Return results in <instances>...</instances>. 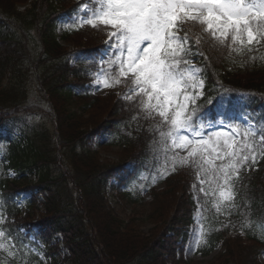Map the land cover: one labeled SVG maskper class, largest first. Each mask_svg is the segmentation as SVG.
<instances>
[{
  "label": "trees",
  "instance_id": "trees-1",
  "mask_svg": "<svg viewBox=\"0 0 264 264\" xmlns=\"http://www.w3.org/2000/svg\"><path fill=\"white\" fill-rule=\"evenodd\" d=\"M17 1L0 0V121L6 114L12 117L35 113L46 125L44 130L29 128L11 139L8 164L17 175L5 184L15 190L18 182L25 185L30 182L36 193L43 194L38 221L41 235L50 237L59 232L70 264H166L170 258L172 264L183 263L181 257H176L174 241L166 235L174 231V225H169L170 217L167 222L158 220L155 229L143 233L136 229L135 223L119 219L106 201L105 181L113 166L95 157L96 150L87 143L93 135L106 131L107 144L133 147L130 153L136 151L134 157L141 154L138 157L141 161L137 158L140 167L149 159L164 162L165 159L154 121L145 119L134 102L117 100L108 106L98 105L99 98L91 93L87 83L91 73L98 70L96 63L90 61L94 54H84L87 59L80 58L73 66L68 64L72 52L59 38L68 39L69 35L83 32L72 17L81 14L78 5L84 0H30L22 9L16 6ZM57 4L63 12L56 11ZM59 19L65 22L60 35L55 32ZM87 26L89 30L93 28ZM195 32L200 33V29ZM191 33L192 51L203 54L197 58L207 81L205 94L217 85L231 92L245 91L249 93L248 103L260 112L264 107V45L251 54L255 56L253 60L235 53L229 55L227 49L213 47L206 37L197 46ZM109 106L116 111L115 118H105ZM120 109L124 113L120 114ZM89 110L95 118L93 123L84 119ZM168 165L171 168L170 162ZM248 169H242L238 179L243 190V199L237 196L241 207L237 204L229 219L239 212L248 218L243 224L236 220L235 228L249 237L250 242L239 236L223 238L224 252L210 264H258L256 256L264 250V230L256 224L257 219L264 218V167ZM24 171L36 180L29 181L24 173L18 176ZM196 172L190 165L177 166V172L166 182L170 188L167 203L159 202L160 207L176 200L177 193L188 187L189 176L194 177ZM127 197L132 199L131 195ZM209 199L205 195L199 198L207 226L214 221ZM189 207L183 212L180 228L191 221V200ZM215 230L214 223L205 230L208 244L202 251H210L222 237Z\"/></svg>",
  "mask_w": 264,
  "mask_h": 264
},
{
  "label": "snow or ice",
  "instance_id": "snow-or-ice-1",
  "mask_svg": "<svg viewBox=\"0 0 264 264\" xmlns=\"http://www.w3.org/2000/svg\"><path fill=\"white\" fill-rule=\"evenodd\" d=\"M81 23L108 30V58H101L95 85H123L129 93L123 99L154 121L171 171L194 167L199 191L216 197V210L233 208L241 170L264 160V129L221 123L206 132L212 124L200 120L197 104L204 80L190 59L203 54L192 51L191 28L186 26L200 29L195 45L206 37L229 55L254 60L251 54L264 45V0H97ZM5 236L0 230V250L14 247L6 246ZM202 238L201 232L197 244Z\"/></svg>",
  "mask_w": 264,
  "mask_h": 264
},
{
  "label": "rangeland",
  "instance_id": "rangeland-1",
  "mask_svg": "<svg viewBox=\"0 0 264 264\" xmlns=\"http://www.w3.org/2000/svg\"><path fill=\"white\" fill-rule=\"evenodd\" d=\"M29 1L30 0H18L16 6L19 9H22L28 5ZM58 10H61V7H58ZM91 13L92 12H89L86 15H80L77 19L79 25L82 26L81 28L83 29V32L81 31L80 34H74L70 38L61 41V44L64 47L68 48V52L79 50L81 48L97 49L102 47L103 44L106 43V41L108 40L107 29H104L101 26L100 28H90L89 30V27L87 26L86 23H81V21L86 20L91 15ZM188 27H190L191 31H193V33L191 34L193 35V39L195 40L196 34H199L198 32L195 31L199 30V28L191 27V26ZM71 63H73V59H71ZM193 64H195V62H193ZM98 72L94 73L93 78L90 80V83H88L91 86L90 88L91 92L94 93L97 96V98H99L98 105L108 106L109 104H115L117 100L125 101L123 99V96L129 93L127 92L126 88L123 85L114 88H103V87H97L95 85V78ZM91 110L85 112V114L87 113L89 114V116L86 118L84 117V119L89 121L90 123L91 122L93 123L95 121V118H93V114L92 112H90ZM228 111L230 112V114L227 116L224 115L217 117L215 119L206 120L205 125H207L208 123L212 124L211 128L206 127V132H211L219 129L221 123H223L224 125H227L229 123L234 124L233 121H237V123L235 124L242 123L243 127L247 125L253 126L252 121L247 120L245 113H241L236 109H229ZM115 112L116 111H113L109 106V108L105 111V116H106L105 118L108 117L115 118L114 115ZM231 112L233 113L231 114ZM122 113H124V111L120 109V114ZM9 116L10 115L6 114L5 118L2 120V122H0V129L2 130V132L1 131L0 132L3 136H9L11 138L21 135L23 132H25L26 129L33 127L37 129H40L41 127L44 130V125H46V121L40 115L35 113L18 114L12 117ZM103 140H104L103 136L99 135L98 133L93 135L87 141L88 145H90L92 149L96 150V153L94 154L95 157L99 158V162L100 161L102 163L106 162L108 165L113 166V168L110 169L113 172L117 170L116 167H120V165H123V163H125L124 166L126 167V164H129L128 161L131 159V157L134 156L133 153L136 152L134 151L133 153H130L133 147H127L126 149L124 147H118L113 145L106 146V144L103 143ZM8 143L9 141L7 140V137L0 138V154L2 153L3 150L6 149ZM181 154H184V152H181ZM113 172L109 173L108 177L113 176ZM25 173L28 174L27 171ZM10 174H8V176L12 177V175ZM29 177L30 180L33 178L32 175H30ZM111 182L115 183L113 179H110L108 181L106 201L109 204L112 211L119 217V219L125 222L135 223V227L138 231L147 233L149 230L155 229V227L159 224L157 223L158 220L166 219L167 222V220L170 217L169 225L171 226L174 225V231H169V233H167V236L170 237L172 241L176 238L177 233L173 235V233L176 232L175 230H177V232H180V230L182 231L181 228L177 229L178 226H180V219L183 218V212L186 211V208H190L189 200L193 201L194 203L193 206L195 208H193L192 210V222L187 228L186 236L176 239V242L173 243V247L177 249V252L180 253L182 259L185 260L183 263H179V264H210L211 261L215 262L216 258L223 251V246L219 242L216 248L207 255L199 254L198 251L199 243L197 244V237L202 232L201 223H200L202 209L200 203L198 202V196L201 194V192L199 191L200 185L198 180L196 181L198 183L197 184L195 180L192 181V178L189 176V181H188L189 185H187L188 187L180 190L177 193V196L175 197L176 200L171 201L170 204L168 203L165 206L161 205V207L159 205V202L160 204L166 202L167 200L166 198H168V195H166V193L170 189L168 187L169 185L161 184L157 189L154 190L152 195L146 193V191H143L140 197L141 200L139 202L129 203L122 195H120V191L122 188L120 186H115L114 188H112ZM176 182H178V179ZM181 188L182 186L180 187V189ZM25 190L20 191V196L23 199L21 203L22 208L25 205L24 201L30 199L33 200L30 196L29 191H25ZM213 200L216 204L217 203L216 197H214ZM19 202H21V199H19ZM38 202L39 201H35L33 203L35 204V207L40 206V203ZM153 217H155L156 219L155 218L151 219ZM20 231L23 232L22 229H20ZM3 242L6 244V246L9 244H14L13 243L14 241L10 240L9 238L3 239ZM229 243L231 242H228V244ZM58 246L61 247V244H59ZM22 249H26L23 250L25 251V253L21 251ZM31 249L33 251H31ZM35 251L37 250L34 247H31L29 242L26 241L21 245L14 244V247H11L9 250H5L9 259H12L14 256H17L19 260L30 258L29 252L32 253ZM63 252H65L64 249ZM60 254L61 251L58 252L57 256L61 257ZM169 260H171V258L166 259V264H172L171 262H169ZM256 260L258 264H264L261 254H257ZM173 261L178 262L177 259ZM60 264L63 263L60 262Z\"/></svg>",
  "mask_w": 264,
  "mask_h": 264
}]
</instances>
